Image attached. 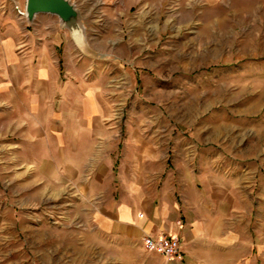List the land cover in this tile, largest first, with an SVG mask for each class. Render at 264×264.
Returning a JSON list of instances; mask_svg holds the SVG:
<instances>
[{
    "label": "rangeland",
    "instance_id": "rangeland-1",
    "mask_svg": "<svg viewBox=\"0 0 264 264\" xmlns=\"http://www.w3.org/2000/svg\"><path fill=\"white\" fill-rule=\"evenodd\" d=\"M70 1L78 35L51 13H37L33 29L24 0H0V38H47L55 25L65 40L58 69L66 99L55 94L46 119L57 120L59 106L63 118L101 122L94 130L112 138V154L125 151L122 140L128 159L147 144L168 155L169 167L227 185L244 221L264 238L261 2ZM7 88L0 101V264H141L139 250L102 229L98 209L77 191L74 163L88 161L58 159L51 137L44 150L21 140L11 125L20 95L10 97ZM90 162L108 174L118 169L113 160Z\"/></svg>",
    "mask_w": 264,
    "mask_h": 264
},
{
    "label": "crops",
    "instance_id": "crops-1",
    "mask_svg": "<svg viewBox=\"0 0 264 264\" xmlns=\"http://www.w3.org/2000/svg\"><path fill=\"white\" fill-rule=\"evenodd\" d=\"M258 1L264 6V0ZM39 14L33 17V29L38 28ZM50 30L47 38L32 35L20 40L16 34L0 38V101L6 87L10 97L20 95L11 125L28 145L49 149L44 141L51 137L58 159L89 162L74 163L81 168L74 183L85 194L84 201L98 209L97 224L138 249L144 256L141 264H264V238L253 231L249 218L244 221L227 185L169 167L168 155L147 144H140L128 159L129 143L122 140L125 151L112 154L108 147L112 138L94 130L101 122L63 118L59 106V118L46 119L55 110L54 95L63 102L67 94L65 84L61 89L58 69L62 59L58 51L65 40L59 37L58 26ZM98 160H113L117 171L108 174L99 163L90 162ZM159 233L178 240V258L167 259L141 246L143 235Z\"/></svg>",
    "mask_w": 264,
    "mask_h": 264
},
{
    "label": "water",
    "instance_id": "water-1",
    "mask_svg": "<svg viewBox=\"0 0 264 264\" xmlns=\"http://www.w3.org/2000/svg\"><path fill=\"white\" fill-rule=\"evenodd\" d=\"M22 13L27 21H31L36 13L55 14L59 24L66 26L71 34L78 35L82 28L77 8L70 0H24Z\"/></svg>",
    "mask_w": 264,
    "mask_h": 264
},
{
    "label": "built area",
    "instance_id": "built-area-1",
    "mask_svg": "<svg viewBox=\"0 0 264 264\" xmlns=\"http://www.w3.org/2000/svg\"><path fill=\"white\" fill-rule=\"evenodd\" d=\"M141 246L144 249L154 251L167 259L178 258L180 254V245L178 240L166 233L143 235L141 237Z\"/></svg>",
    "mask_w": 264,
    "mask_h": 264
}]
</instances>
